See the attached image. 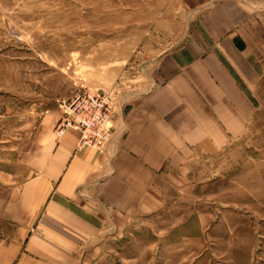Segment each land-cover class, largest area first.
I'll list each match as a JSON object with an SVG mask.
<instances>
[{"label": "rangeland", "instance_id": "374dc122", "mask_svg": "<svg viewBox=\"0 0 264 264\" xmlns=\"http://www.w3.org/2000/svg\"><path fill=\"white\" fill-rule=\"evenodd\" d=\"M221 1L0 0V164L48 109L56 127L78 90L108 92L114 107L147 92L160 58ZM242 1L255 20L237 35L253 63L244 131L166 173L152 210L97 264H264V0ZM8 230L0 219V238Z\"/></svg>", "mask_w": 264, "mask_h": 264}, {"label": "crops", "instance_id": "0c3cea01", "mask_svg": "<svg viewBox=\"0 0 264 264\" xmlns=\"http://www.w3.org/2000/svg\"><path fill=\"white\" fill-rule=\"evenodd\" d=\"M242 0L214 4L183 44L165 53L152 87L114 107L107 153L79 148L82 133H56L48 109L15 161L0 164V264H97L127 234L131 216L155 206L166 173L197 152L224 148L251 117L252 59L241 44L255 21ZM18 150V149H17Z\"/></svg>", "mask_w": 264, "mask_h": 264}, {"label": "built area", "instance_id": "2783aa9c", "mask_svg": "<svg viewBox=\"0 0 264 264\" xmlns=\"http://www.w3.org/2000/svg\"><path fill=\"white\" fill-rule=\"evenodd\" d=\"M60 108L63 114L55 127L57 135H63L68 128L79 130L82 133L80 149L90 147L107 153L114 112V101L110 93L78 90L69 99H64Z\"/></svg>", "mask_w": 264, "mask_h": 264}]
</instances>
